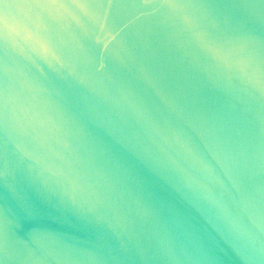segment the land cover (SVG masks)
I'll return each instance as SVG.
<instances>
[{"label": "water", "instance_id": "water-1", "mask_svg": "<svg viewBox=\"0 0 264 264\" xmlns=\"http://www.w3.org/2000/svg\"><path fill=\"white\" fill-rule=\"evenodd\" d=\"M0 264H264V0H0Z\"/></svg>", "mask_w": 264, "mask_h": 264}]
</instances>
